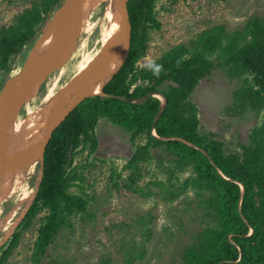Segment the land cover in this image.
Instances as JSON below:
<instances>
[{
	"label": "trees",
	"instance_id": "trees-1",
	"mask_svg": "<svg viewBox=\"0 0 264 264\" xmlns=\"http://www.w3.org/2000/svg\"><path fill=\"white\" fill-rule=\"evenodd\" d=\"M60 1L34 0L8 25L0 26L1 71L7 70L11 56L39 35ZM155 1L126 0L127 51L117 71L101 88L102 94L112 97L82 99L51 131L39 163L35 193L5 246L0 247V264H6L21 231L40 212L44 215L32 246L33 263L60 229L70 225L71 216L79 220L93 217L86 201L68 194L67 189L74 182H83L77 166H72V158L77 153L95 152L98 119L119 128L131 141L140 136L144 139L124 162L121 169L125 176H117L114 188L141 198L152 195L148 185L139 186L138 182L145 173L142 165L151 158L150 150L157 149L166 161L165 166L161 165L163 159L158 161L164 180L148 184L157 187L159 198L170 202L187 191L193 192L195 207L201 212L200 227L182 248L180 264H264V114L239 153H225L213 134L199 133L197 109L189 100L211 70L212 63L205 55L219 51L226 56L227 76L245 77L232 92L238 110L257 113L264 108V16L250 18L240 31L232 33L212 27L201 32L190 48L176 45L138 68L137 62L144 56L145 24L157 28L152 18ZM151 93L163 97L161 108L159 99L144 98ZM144 220V216L138 217L136 223L146 237L148 230L140 223ZM142 242L124 251L126 262L140 256L136 254L144 251Z\"/></svg>",
	"mask_w": 264,
	"mask_h": 264
},
{
	"label": "rangeland",
	"instance_id": "rangeland-1",
	"mask_svg": "<svg viewBox=\"0 0 264 264\" xmlns=\"http://www.w3.org/2000/svg\"><path fill=\"white\" fill-rule=\"evenodd\" d=\"M32 1L34 0H0V26L8 25L16 14L30 7ZM110 12L111 8L106 0H101L94 6L86 30L69 60L50 75L37 95L22 107L12 127L17 128L27 121L26 115L30 111L28 108L47 98V90L53 86L60 72L77 69L80 73L93 65L98 48L107 40L105 24ZM53 14L55 13L48 16L46 22ZM263 16L264 0H156L152 18L157 23V28L145 24L147 33L144 56L136 65L138 68L145 67L179 44L190 48L201 32L212 27H221L225 33H232L240 31L250 18ZM92 27L96 28L97 34L95 40L88 44ZM36 38L37 36L11 56L6 71L0 70V88L20 68ZM205 56L212 63L211 70L199 81L189 97L197 109L198 131L213 134L223 144L225 153H239V147L247 144L251 129L261 124L264 108L257 113L248 110L240 112L235 106L232 92L242 85L245 77L227 76L224 64L226 56L221 52L214 51ZM246 79L250 81V77ZM155 97L160 100L162 96ZM94 136L97 143L95 152L89 155L85 152L77 153L72 158V166H77L83 182H74L67 189L68 194L80 196L86 201L87 209L93 217L79 220L76 216H71L70 225L60 229L53 243L33 263L30 259L32 246L44 215V212H40L33 218L30 226L21 231L18 244L6 264H180L182 248L200 227L201 212L195 207L193 192L187 191L170 202L159 198L157 187L148 184L150 181L164 180L158 161L163 159L162 166L166 165V161L157 149L150 150L151 158L142 165L145 173L138 182L139 186L148 185L152 195L141 198L121 188H114L113 184L125 176L121 169L124 162L135 146L142 144L144 139L140 136L131 141L128 134L104 119L96 122ZM39 177L40 165L37 162L34 173L25 182L27 193L21 209H26L30 203ZM142 216L146 220L139 222L148 230L146 237H143L145 232L136 223L137 218ZM9 236L1 240L0 247L5 246ZM137 242L143 243L144 251L136 254L139 257L133 256L126 262L124 251Z\"/></svg>",
	"mask_w": 264,
	"mask_h": 264
},
{
	"label": "bare ground",
	"instance_id": "bare-ground-1",
	"mask_svg": "<svg viewBox=\"0 0 264 264\" xmlns=\"http://www.w3.org/2000/svg\"><path fill=\"white\" fill-rule=\"evenodd\" d=\"M100 1L95 0L94 6ZM106 1L111 8L110 17H108L105 24L107 31L105 43H109L116 41L121 34V13L118 8L119 0ZM55 16L56 13L52 15V17ZM95 34H97V30L92 27L88 44L95 40ZM57 37L58 33H51L44 41L42 47L53 45ZM89 48L91 49V46ZM126 51L127 41L125 36H123V41L120 44L118 43L112 49L104 51L99 70L87 76L83 96H91L96 90L101 89L118 69ZM96 61L97 58L93 65ZM76 70L65 69L60 72L57 79L54 80L53 86L47 90V98L44 101L42 99L40 102H36L32 107L28 108L30 111L26 115L27 121L13 129L7 136L5 134L0 141V245L2 243L1 240L6 239L10 235L13 227L19 222L26 210L25 207L21 209L27 193L25 182L35 171L38 161L34 160L43 143L45 135H43V132L49 123V116L52 115V119L56 118L58 114L66 111L80 97L74 87H65L71 77L79 75V71ZM160 100L161 105H163V97H160Z\"/></svg>",
	"mask_w": 264,
	"mask_h": 264
},
{
	"label": "water",
	"instance_id": "water-1",
	"mask_svg": "<svg viewBox=\"0 0 264 264\" xmlns=\"http://www.w3.org/2000/svg\"><path fill=\"white\" fill-rule=\"evenodd\" d=\"M94 1L95 0H63L57 11L54 12L56 16L51 17V19L42 26L39 35L26 53L20 68L4 81L0 88V141L4 138L6 132L13 126L22 107L37 95L39 89L48 77L62 68L69 60L77 47L81 35L86 30L89 15L94 8ZM125 2L126 0H119L118 2V8L121 13V34L116 41L100 45L96 55V63L84 68L79 75L71 77L66 83L65 87H74L76 93L80 95V97L75 103L69 106L66 111L58 114L56 118L52 119V115L49 116V123L43 132V135L45 134L43 143L34 161L40 163L44 145L51 131L79 101L94 95L107 98L112 97L111 95L102 94L101 89L96 90L91 96H83L82 94L87 76L99 70L101 57L104 51L112 49L118 43L120 44L123 41V36H125L128 44L129 24L125 11ZM51 33H58L56 42L48 47H42L44 41ZM154 95L161 96L158 93H151L145 95L144 98L148 96L155 97ZM120 100L123 99L120 98ZM162 106L163 105L160 104V108Z\"/></svg>",
	"mask_w": 264,
	"mask_h": 264
},
{
	"label": "flooded vegetation",
	"instance_id": "flooded-vegetation-1",
	"mask_svg": "<svg viewBox=\"0 0 264 264\" xmlns=\"http://www.w3.org/2000/svg\"><path fill=\"white\" fill-rule=\"evenodd\" d=\"M115 73V72H114Z\"/></svg>",
	"mask_w": 264,
	"mask_h": 264
}]
</instances>
